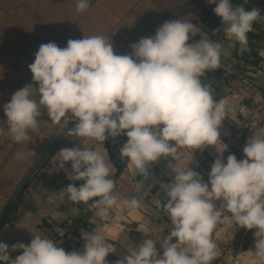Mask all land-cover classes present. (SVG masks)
<instances>
[{
    "label": "clouds",
    "instance_id": "9594fccd",
    "mask_svg": "<svg viewBox=\"0 0 264 264\" xmlns=\"http://www.w3.org/2000/svg\"><path fill=\"white\" fill-rule=\"evenodd\" d=\"M206 2L216 5L213 12L222 23L213 33L222 31L245 49L260 9L246 11L231 0ZM89 5L90 0H77L76 11L84 12ZM197 34L201 39L190 43ZM130 48L129 54H116L111 39L103 35L69 39L63 48L55 42L41 44L28 65L32 83L3 105L6 126L0 122V133L7 131L15 143L27 142L46 110L52 124L80 138V146L61 148L51 157L55 172L64 170L73 183L49 200L67 197L83 203L100 221L118 205L112 163L98 150L109 137L127 136L121 158L145 177L152 163L171 158L172 182L163 185L167 202L153 201L157 213L170 218V234L154 239L151 228H139L146 238L125 245L127 255L115 264H212L218 256L213 233L226 223L255 230V264H264V130L249 136L244 159L229 154L225 160L227 145L216 146L219 129L234 108L227 98L216 99L211 85L201 79L221 66L223 44L206 38L192 22L172 19ZM89 143L96 147L82 146ZM207 146L217 151L207 182L189 167L192 159L187 167L173 162L178 149ZM35 155L29 150L16 158ZM76 181L83 183L77 187ZM141 202L142 197L134 196L128 203L139 207ZM104 232L99 222L92 231L82 230V250L70 252L40 233H32L28 245L0 242V264H109L106 258L116 248ZM17 250L22 254L13 259L10 253Z\"/></svg>",
    "mask_w": 264,
    "mask_h": 264
},
{
    "label": "crops",
    "instance_id": "0c3cea01",
    "mask_svg": "<svg viewBox=\"0 0 264 264\" xmlns=\"http://www.w3.org/2000/svg\"><path fill=\"white\" fill-rule=\"evenodd\" d=\"M187 1L189 0H90L86 11L77 12V0H29L22 11L26 10L25 14L33 18L32 22L26 24L27 19L22 18L19 24L14 25L12 34L8 35L5 43L3 45L0 43V122H4L6 126L3 105L10 102L11 96L17 90L32 83V74L28 65L34 62L35 53L41 44L55 42L63 48L66 47L69 39L103 35L110 38L113 43L117 40L123 41L128 48L121 47L114 51L116 54L123 55L131 49L130 45L135 43L158 19ZM5 2L8 4L10 0ZM231 2L236 6H244L246 11L255 7L261 12L260 19L253 24V31L248 33V45L243 50L238 43L228 41L222 31L213 33L214 30L222 27V23L213 12L216 5L208 4L206 0L194 2L168 19L192 22L206 38L218 41L224 46L225 54L221 57V66L218 70L207 71L201 77L202 82L211 85L216 99L227 98L234 108V111L228 113L219 129L221 139L234 125L235 119H239L242 112L264 92V0H231ZM7 11V8L3 13L0 10L2 16L6 15ZM156 30L150 36L154 35ZM200 39V34H197L189 42L193 43ZM45 113L46 110H42L39 129L29 133L31 139L27 142L18 144L12 140L7 131L0 133V242L9 246L18 242L28 245L33 234L40 233L65 250L72 245V238L81 237L82 230L92 231L97 222L102 223L95 217V210L89 209L83 203L75 204L67 197L63 200L59 198L55 201L49 200L50 196L57 194L69 183H73L67 179L64 170L55 172L50 159L61 148L80 146V138L66 136L37 169L17 196L16 202L11 198L21 178L45 149L44 147L39 152L34 150L38 153L35 157L16 158L18 153L33 150L34 148L31 149L33 141L45 136L47 120L51 122ZM62 129L57 128L49 143ZM126 141V135L109 137L98 150L112 163L111 178L116 184L115 193H121L119 189L125 190L126 186L128 190L136 192L134 185L137 182L148 183L155 178V181L148 185L149 188L142 198V203L152 208L150 202L153 203L155 199L162 200L159 193L165 192L163 185L172 182V180L160 179L150 171L159 166L165 158L152 163L145 177L130 166L126 159L121 158L120 148ZM82 146L96 147L95 143ZM216 147L220 148L222 144L218 143ZM182 149L186 148L178 149V152ZM199 151L203 152L208 159L196 158L195 167L201 166L202 170L206 167L210 172L217 156L216 149L213 146H207ZM229 154L231 151L226 153L225 150L223 158L226 160ZM112 157L117 160V163ZM167 159L165 160L169 162ZM118 165L123 167L120 172ZM67 168L71 169L70 162ZM81 183L83 181L75 182L77 187ZM107 227L104 234L114 245L116 252L110 253L106 259L109 264H115L127 252L125 246L119 241L121 238L119 231L108 233ZM20 254L22 250H17L11 252L10 256L14 259Z\"/></svg>",
    "mask_w": 264,
    "mask_h": 264
},
{
    "label": "rangeland",
    "instance_id": "374dc122",
    "mask_svg": "<svg viewBox=\"0 0 264 264\" xmlns=\"http://www.w3.org/2000/svg\"><path fill=\"white\" fill-rule=\"evenodd\" d=\"M28 1L29 0H24L22 2L21 0H10V2L6 4L5 0H0V10H2V13L6 12V8L8 10V13L3 16L0 12V43L2 45L5 43L8 35L12 34V29L14 25L19 24L20 20L22 21V18L27 19L25 21L26 24L27 22L28 24L32 22L33 18L25 14L26 10L22 11L25 3H28ZM113 44H116L114 45V51L121 47L125 49L128 48L127 45H125L124 42L120 40L115 41ZM13 77L16 78L17 76ZM46 117L48 118L47 114ZM46 117L45 119L47 120ZM57 128L60 129L61 127L58 125H54L51 122H48L47 120L46 128L44 131L45 136H41L40 139L36 138L33 141L31 149L34 148L33 150H37L38 152L42 151L44 147L48 145L53 134L57 131ZM37 151L35 153H37ZM231 154H234L238 160L240 159L238 151H231ZM202 157L208 159L203 154V152L199 151V149H182L176 154L174 162L180 164L181 166L187 167L188 162L192 159V162L190 163L189 167L192 168V170L200 173L203 177L204 182H207L209 170H207L204 164H202V166L205 167L204 170H202L201 166L197 165L195 167L197 163L196 158L202 159ZM168 164L169 162L163 159V162H161L159 166H156L150 171L153 172L154 175L158 176L160 179L162 178L163 180L171 181L172 175ZM154 181L155 178H152L151 181L148 183L137 182L134 185L136 186V192L128 190V186H126L125 190L119 189L121 193H116V195L118 196V205L110 211L109 215L104 218V221H101L102 224L105 223L104 226L112 227L115 232L117 231V233L119 231L121 237L119 241L124 246L127 244H132L133 246L138 245L146 238L143 232L138 231L139 228H151L152 238L154 239H163L164 237L170 234L172 228L170 218L164 215L162 211L160 213H157L156 207L152 202H150L152 208L149 207L148 204L142 202L139 207H131L128 203L134 196H139L143 198L144 192L147 191V189L149 188L148 185H151ZM159 195L162 198V200H160L161 203H166V193H162L160 191ZM14 201L16 202V199H14ZM217 204H219V202H217ZM254 231V229L248 230L240 228L238 226H235L234 223L218 225L212 237L213 241L217 245L218 256L212 262V264H255V258L252 252V250H254L255 242ZM72 241V245L68 246L65 251L70 252L73 250H82L84 241L81 237H77V239L72 238ZM173 242H175V240ZM156 248L158 252L162 254V250L160 248L159 243L156 244ZM125 255H127V253Z\"/></svg>",
    "mask_w": 264,
    "mask_h": 264
},
{
    "label": "built area",
    "instance_id": "2783aa9c",
    "mask_svg": "<svg viewBox=\"0 0 264 264\" xmlns=\"http://www.w3.org/2000/svg\"><path fill=\"white\" fill-rule=\"evenodd\" d=\"M260 130H264V92L242 112L239 119H235L234 125L225 132V137L220 143L227 145L226 153L238 151L242 160L244 159L243 148L249 136Z\"/></svg>",
    "mask_w": 264,
    "mask_h": 264
},
{
    "label": "water",
    "instance_id": "95a60500",
    "mask_svg": "<svg viewBox=\"0 0 264 264\" xmlns=\"http://www.w3.org/2000/svg\"><path fill=\"white\" fill-rule=\"evenodd\" d=\"M198 0H189L186 3H183L179 5L178 7L174 8L167 14H165L163 17L158 19L151 27H149L142 35L141 37L136 41L138 42L141 38L149 37L154 30H156L161 24H163L166 20L173 17L180 11H182L184 8L188 7L194 2H197ZM135 42V43H136ZM131 52V49L126 53L129 54ZM74 121L69 123V127L74 126ZM67 129H62L58 135L45 147V149L39 154V156L36 158V160L32 163L30 168L26 171L24 176L21 178L19 183L17 184L14 194L12 195V199H16L17 196L23 191L24 187L28 183V181L31 179V177L35 174L37 169L41 166V164L45 161L47 156L57 147V145L67 136Z\"/></svg>",
    "mask_w": 264,
    "mask_h": 264
},
{
    "label": "bare ground",
    "instance_id": "6f19581e",
    "mask_svg": "<svg viewBox=\"0 0 264 264\" xmlns=\"http://www.w3.org/2000/svg\"><path fill=\"white\" fill-rule=\"evenodd\" d=\"M105 228H106V226H104V229H105ZM106 232H108V233H117V231L115 232V231L113 230V228L110 227V226L107 227Z\"/></svg>",
    "mask_w": 264,
    "mask_h": 264
},
{
    "label": "trees",
    "instance_id": "16d2710c",
    "mask_svg": "<svg viewBox=\"0 0 264 264\" xmlns=\"http://www.w3.org/2000/svg\"><path fill=\"white\" fill-rule=\"evenodd\" d=\"M217 70H218V69H217ZM112 159L117 163V160H116L114 157H112ZM118 168H119V172H120V171H122V168H123V167H122L121 165H118ZM94 227H95V226H94Z\"/></svg>",
    "mask_w": 264,
    "mask_h": 264
}]
</instances>
